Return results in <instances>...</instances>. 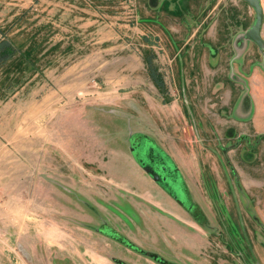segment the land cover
<instances>
[{
  "label": "rangeland",
  "instance_id": "1",
  "mask_svg": "<svg viewBox=\"0 0 264 264\" xmlns=\"http://www.w3.org/2000/svg\"><path fill=\"white\" fill-rule=\"evenodd\" d=\"M255 18L244 0H0V264H264Z\"/></svg>",
  "mask_w": 264,
  "mask_h": 264
},
{
  "label": "water",
  "instance_id": "2",
  "mask_svg": "<svg viewBox=\"0 0 264 264\" xmlns=\"http://www.w3.org/2000/svg\"><path fill=\"white\" fill-rule=\"evenodd\" d=\"M250 6H252L256 12L255 22L248 30V37L255 42L261 50H264V38L262 35V27L264 23V10L260 0H244ZM151 168H148L147 172L151 173Z\"/></svg>",
  "mask_w": 264,
  "mask_h": 264
},
{
  "label": "flooded vegetation",
  "instance_id": "3",
  "mask_svg": "<svg viewBox=\"0 0 264 264\" xmlns=\"http://www.w3.org/2000/svg\"><path fill=\"white\" fill-rule=\"evenodd\" d=\"M148 155L150 158H152V160H155L156 156L153 155V151L151 152V149H149L147 151ZM163 157H161L159 154L157 156V160H159L160 162V167L155 171L157 174V181L158 182H163V183H167L169 190H176L179 184H178V179L175 173V170L173 169V167H171L168 164H165L162 162ZM154 165H157L156 160L155 163L153 162ZM170 166V167H169ZM164 180V181H163ZM168 189V188H167Z\"/></svg>",
  "mask_w": 264,
  "mask_h": 264
},
{
  "label": "trees",
  "instance_id": "4",
  "mask_svg": "<svg viewBox=\"0 0 264 264\" xmlns=\"http://www.w3.org/2000/svg\"><path fill=\"white\" fill-rule=\"evenodd\" d=\"M8 53H9V58L11 57V51H9L8 49ZM4 55V56H3ZM6 55V56H5ZM7 57V49L6 48H2L0 47V61L3 59V58H6Z\"/></svg>",
  "mask_w": 264,
  "mask_h": 264
}]
</instances>
